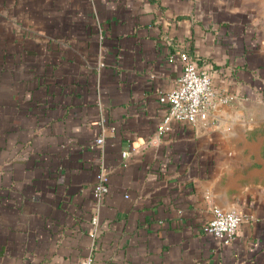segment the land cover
<instances>
[{"label":"crops","instance_id":"1","mask_svg":"<svg viewBox=\"0 0 264 264\" xmlns=\"http://www.w3.org/2000/svg\"><path fill=\"white\" fill-rule=\"evenodd\" d=\"M183 54L234 98L159 131ZM261 128L264 0H0V264H264Z\"/></svg>","mask_w":264,"mask_h":264},{"label":"built area","instance_id":"2","mask_svg":"<svg viewBox=\"0 0 264 264\" xmlns=\"http://www.w3.org/2000/svg\"><path fill=\"white\" fill-rule=\"evenodd\" d=\"M181 59L182 68L175 85L161 92L159 96L161 101L168 104V111L159 126V131L168 128L172 119L190 123L204 120L213 110L234 98L232 93L215 86L207 70L198 66L191 55L183 54ZM103 142L104 137L100 133L93 143V146L101 150V157L92 186L94 209L88 232L92 238L99 233V210L107 191L108 168L103 159ZM129 152V149L123 150L122 155L127 156ZM243 217L239 211L213 207L211 218L203 224L202 229L206 234L219 238L223 243H229L235 236ZM91 261L92 257L85 255L79 258L78 264H91Z\"/></svg>","mask_w":264,"mask_h":264},{"label":"rangeland","instance_id":"3","mask_svg":"<svg viewBox=\"0 0 264 264\" xmlns=\"http://www.w3.org/2000/svg\"><path fill=\"white\" fill-rule=\"evenodd\" d=\"M255 128H260V127H255ZM260 130H261V141L259 140V141H257V143L260 144V148H261L262 153L264 155V129L261 128Z\"/></svg>","mask_w":264,"mask_h":264}]
</instances>
